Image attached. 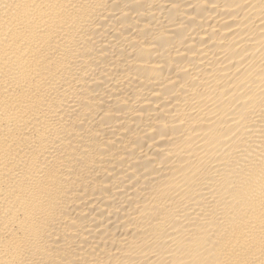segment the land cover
<instances>
[{"label":"bare ground","instance_id":"6f19581e","mask_svg":"<svg viewBox=\"0 0 264 264\" xmlns=\"http://www.w3.org/2000/svg\"><path fill=\"white\" fill-rule=\"evenodd\" d=\"M0 264H264V0H0Z\"/></svg>","mask_w":264,"mask_h":264}]
</instances>
